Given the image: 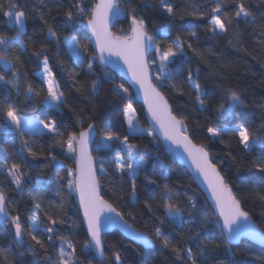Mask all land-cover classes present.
Returning <instances> with one entry per match:
<instances>
[{"label": "trees", "instance_id": "trees-1", "mask_svg": "<svg viewBox=\"0 0 264 264\" xmlns=\"http://www.w3.org/2000/svg\"><path fill=\"white\" fill-rule=\"evenodd\" d=\"M27 13L26 28L20 39L22 44L15 43L9 49V58L18 56L15 67L0 75L6 80L16 79L13 73L18 71L19 88H13L0 82V125L7 123V105L11 104L20 116H36L46 123L55 121L60 136L54 133L25 132L0 130V146L6 149L7 166L13 163L21 165L26 173L24 185L17 190L7 176L6 168H0V188L8 197V212L19 216L24 228L30 221L35 209L34 203H41L38 211L42 228L51 226L48 216L58 221L56 225L55 248L46 249L35 245L27 231L22 237L23 244L18 247L14 228L10 223L0 225V264H53L57 257L61 240L66 238L76 248L77 264H112V254L119 252L123 264H182L176 259L171 247H164L163 242L155 237V229H160L165 237L177 247L191 248L197 254V264L203 258L198 255L197 239L205 241L208 246L207 264H264V248L242 239L236 245L224 242L218 218L205 197L194 183L186 168L177 163L164 149V146L153 135H135L127 131L124 111L127 97L132 100L135 118L142 128H149V122L143 105L137 101L127 83L108 68L99 64L96 53L89 43V37L83 24L90 18V13L73 15L68 20L65 13L73 0H15ZM175 16H168L161 8L159 0H117L121 14L113 25V34L127 39L131 35V16L133 10L137 18H143L147 32L154 37L157 47L164 49L177 36L184 44L185 57H178L169 65L173 79L161 87L157 80L159 59L156 50L149 56L148 63L153 83L168 100L177 117H186L188 132L194 143L205 145L218 171L231 187L241 208L247 212L255 225L264 233V201L260 199V190L264 188V172L255 164L264 159V146L257 145L250 153L243 148L236 136L226 134L220 139L212 140L207 127H232L244 123L252 136L264 138V36H261V25H264V0H226L224 11L230 17L235 16L237 2L255 17L254 24L235 21L229 26L227 34H213L208 21L215 0H170ZM89 9L96 0H85ZM0 35H15V28L10 27L3 11L7 10V0H0ZM193 11L207 13L199 19L190 13ZM183 17V19L181 18ZM223 18V17H222ZM52 28L59 36V43L50 41L48 29ZM192 32L196 36H191ZM66 37H75L80 44V58L75 59L66 46ZM191 43L201 55H196L187 45ZM43 50L48 57L49 67L64 93L66 103L59 109L49 106L45 101L47 88L37 75L41 69L43 55L37 57L35 52ZM192 59L195 60L194 80L206 93L204 99L206 110H199L190 92L185 78L192 71ZM154 61V66L151 65ZM92 63L89 71L88 64ZM197 69L199 70L197 72ZM100 81L95 94L91 92L93 80ZM31 84L33 93H28ZM122 84L127 93H114V85ZM176 84L183 94L171 88ZM240 95L244 104L234 110L238 114L218 120V109L227 107L231 92ZM89 123L96 125V137L92 154L97 165L98 179L102 187V196L113 205L121 215L136 229L147 234L154 245L151 248L134 243L123 237L118 231L103 235L105 255L98 261L94 253L84 251L83 245L88 240L74 193L68 192L69 170L74 169V159L69 158L66 145H61L73 132L78 133ZM106 131L117 133L121 138L129 136V143L136 150L131 156L119 142H112L111 147H99ZM36 153L34 157L28 149ZM4 155V153H1ZM55 156V160L52 157ZM116 157L123 162L136 161L143 157L146 163L142 169L135 170L136 194L132 203V177L121 174L114 166ZM103 166V170H101ZM127 172V169L125 170ZM146 176L155 180L149 184ZM164 185H168L165 189ZM192 197L196 208L189 202ZM63 202L61 209L58 205ZM173 211L179 208L181 226L170 225L165 219L168 205ZM47 213V215H46ZM131 213V215H129ZM159 218V219H158ZM160 220H165L161 224ZM206 226V227H205ZM47 245L46 232L35 233ZM219 244L220 247H216ZM66 251L71 252V249ZM32 249L31 251L29 249ZM33 252L35 255H33Z\"/></svg>", "mask_w": 264, "mask_h": 264}, {"label": "snow or ice", "instance_id": "snow-or-ice-1", "mask_svg": "<svg viewBox=\"0 0 264 264\" xmlns=\"http://www.w3.org/2000/svg\"><path fill=\"white\" fill-rule=\"evenodd\" d=\"M226 0H215V6L212 8L211 19L208 21L210 26V31L213 34H227L229 26L235 21L236 25L239 26L240 23L254 24L255 17L252 13L245 7L243 2H237L235 7V16L230 17L227 12L224 11L223 6ZM161 8L166 12L168 16H175L176 12L170 2V0H159ZM3 8V5H0ZM90 13L91 18L88 20V26L91 28L93 34L96 37V44L100 51V60L107 61L104 53L107 52L109 55H115L123 60L124 64L127 65L128 71L131 73L132 79L140 86L144 93L145 101L148 104V112L151 114L152 120L155 124L159 125V130L162 132L166 140L171 141L174 144L181 145L184 151L191 158L192 163L195 165L196 170L199 174L204 177L207 182L208 187L211 189L212 196L216 202V206L219 209V216L223 218V224L220 225L217 222V226L221 229V236L224 238L225 243H232L237 240L242 232L241 223L248 220V213L243 211L241 208L240 200L237 199L236 195L233 193L231 187L225 182L224 176L221 175L220 171L217 170L216 164L213 163L210 157L209 151L205 145H197L193 142L191 136L188 132V124L185 122L186 117H177L168 100L159 90V87L152 83V80L148 71V63L146 60V54L150 48L154 46V37L149 35L146 28V23L143 18H137L134 14L131 16V36L128 39H120L111 35L108 30V22L111 17H118L121 14V9L117 0H100L92 6L91 9L87 7L85 0H73L69 6V10L65 13L68 20L73 18V15H84ZM191 15L204 19L207 13L193 11ZM3 16L7 18V23L10 27L15 28L14 36L0 35V61H4V69H11L15 67V61L19 60L18 56H13L9 58V49L12 48L13 44L20 43L23 41L20 39L26 28V18L27 13L20 7L15 0H7V10L3 11ZM223 17V18H222ZM183 19V17H181ZM262 31L261 36H264V25L260 26ZM191 36H196L195 32L190 34ZM48 38L50 41L59 43V36L56 31L52 28L48 29ZM71 41L74 54L77 58L80 57L81 53L79 51L80 44L75 37L65 38ZM188 48L196 55H201L193 48L192 44L187 45ZM157 56L159 59L158 64V75L157 80L162 81L163 84L167 83L168 80L173 79V74L169 70V65L173 64L178 57H185L184 44L181 42L180 37L177 36L176 39L167 45L166 48L161 49L156 47ZM34 55L40 57L43 55V78L47 83V95L45 96V101L51 106L59 109L61 104L66 103L64 99V93L60 91L59 85L55 80L51 68L49 67L48 57L44 55L43 50L40 52H35ZM116 67H119L118 61H112ZM92 63L88 64L89 71L92 70ZM18 71L13 73L16 79L6 80L4 75H0V82H4L6 85H11L13 88H19L18 84ZM199 70L197 69V72ZM194 73L189 71L185 78V83L188 85L190 92L194 93V101L199 106V110L205 111V95L206 93L201 88V86L194 80ZM100 81L98 79L93 80L91 84V92L95 94L98 89ZM171 88L175 91L181 92L183 94L182 88H178L176 84H172ZM28 93H33L34 88L31 84L27 87ZM114 93L119 95L121 92L127 93L128 89L122 84L114 85ZM122 99H127V107L124 111V116L126 117L127 126L130 134L135 135H147L149 137L153 136L155 129L144 130L141 129L135 120L134 113L135 109L132 105V100L127 97H121ZM244 101L241 99L240 95L236 92H231L229 96V102L227 107L221 105L218 109L217 119H225L232 115L238 114L234 110L238 109L239 106L243 105ZM6 121L4 125H0V130L5 132L16 131L18 134L23 135L25 128L22 127L21 118L17 115L16 109L11 105H7L6 111ZM28 122H25L27 125ZM43 125L49 133H54L60 136L58 132L55 121L46 123L43 120L38 122ZM14 126V127H13ZM96 130V125L94 123H89L87 128H83L78 133H71L67 136L66 140L61 138V145H66V150L69 158L74 159L75 169L69 170L67 187L68 192L77 193L79 196V205L83 211V220L87 226V234L89 239L83 245L84 251L95 252L99 257H104L105 248L104 241L102 239L103 230L108 227L109 222L115 217L123 219L120 212L117 211L115 207L107 200L103 199L99 192V182L95 174V160L91 155L88 145L92 138L94 131ZM207 133L210 139H220L226 134L234 135L238 138L239 143L243 146L245 150L249 153L257 146H264V138H256L251 135L249 128L244 124L240 123L232 127H207ZM112 142H119L127 150L128 154L131 156L133 151L136 150L135 146L129 143V136L125 135L122 138L112 131H106L104 134V140L99 147L109 148ZM29 152L35 157L36 153L32 151L31 148L28 149ZM0 168H6L7 176L10 178L11 183L15 185L17 190H21L24 185V176L26 173L21 171V165L13 163L11 167L7 166V153L6 149L0 146ZM55 160V156L52 157ZM146 163L143 157H140L138 161L133 163H125L119 157H116L114 161L115 168L121 173L132 177L131 183V194L133 197L132 203H135L136 194V183H135V170L142 169V165ZM260 172H264V159L260 163L254 165ZM127 169V172L125 171ZM103 170V166H101ZM146 180L149 184L156 183L155 180L146 176ZM167 189L168 185H164ZM260 199L264 201V188L260 190ZM189 202L192 208H196V202L192 197H189ZM8 197L5 195L3 188H0V222L10 223L15 232V238L17 246L20 247L23 244L22 237L24 232L27 231L31 236V239L35 242V247L38 245L40 248L46 249L48 246L55 248V238H56V225L57 223H63L64 221H58L53 216H48V220L51 226L47 228H42L40 223V216L37 214L41 210V203H34V213L27 224V228H24L20 222L19 216H13L9 218L8 213ZM59 208H63L64 204L61 202L58 205ZM173 205H168V214L166 216L167 222L179 228L181 226L180 209L176 208L173 211ZM47 215V213H46ZM131 215V213H129ZM159 219V218H158ZM160 223H165V220H160ZM206 227V226H205ZM246 231H249L254 239H260L264 242V233H257L251 231L247 227ZM46 232L47 245L43 240H41L35 233ZM135 236L139 237L140 234L134 233ZM154 235L156 238L163 242L164 247H171L176 259L181 261L182 264H197V254H194L191 248L177 247L172 244V242L163 235L160 229H155ZM199 234L196 238L189 237V239H197V248L199 257L203 258L201 264H207L208 256V246L205 241L198 239ZM64 245L67 249H71V252L66 251ZM216 247H220L219 244ZM32 250L31 248L29 249ZM5 252V249L0 248V253ZM33 255L35 253L33 252ZM53 264H77L76 260V248L75 245L64 238L61 240V246L57 253V257ZM112 264H123L122 258L119 252H114L112 254Z\"/></svg>", "mask_w": 264, "mask_h": 264}, {"label": "water", "instance_id": "water-1", "mask_svg": "<svg viewBox=\"0 0 264 264\" xmlns=\"http://www.w3.org/2000/svg\"><path fill=\"white\" fill-rule=\"evenodd\" d=\"M99 2H100V0H96V3H99ZM90 18H91V16H90ZM116 18L117 17H115V16L111 17L109 22H108V30L111 33V35H113V36H115V35L113 34L112 28H113V25L115 23ZM89 19H87L85 21V23L83 24V29L85 30V32L87 33V35L89 37V43H90L92 49L96 53V57H97L98 63L103 65L104 67L108 68L115 75H117L118 77H121L127 83V85L129 86L132 94L134 95V97L137 99V101H139L143 105L145 115H146V117L148 119V122H149L150 130L155 129V132L153 133V135L164 146L165 151L177 163H179L180 165H182L183 167L186 168L187 172L192 177L194 183L196 184L198 189L201 191V193L205 197L207 203L212 208L214 215L218 218L219 224L222 225L223 224V218L219 216V209L216 206V202H215V200H214V198L212 196L211 189L207 185V182L204 180V177L197 172L195 165L192 163L191 158L184 151L183 147L181 145L174 144L171 141L166 140L164 138L162 132H160V130H159V125L155 124V122L152 120L151 114L148 112V104L145 101L144 93L141 90L140 86L132 79L131 73L128 71L127 65H125L123 60L120 59L119 57H117L115 55H109L107 52L104 53L105 57H107V61H101L100 60V58H99L100 57V51H99V48H98V46L96 44V37L93 34L91 28L88 26V20ZM115 37H117V36H115ZM118 38H120V37H118ZM120 39H123V38H120ZM156 47H157V43L154 40V46L152 48H150L148 50L147 54H146L147 63H148L149 56L156 50ZM112 61H118L119 67H116L113 63H111ZM3 65H4V61H0V67L4 71L9 70V69H4ZM148 71H149V75H150V78H151L152 83H153V79H152V74L150 72L149 63H148ZM96 134H97V131L95 130L93 135H92V138H91V140L89 142V145H88L89 151H90L92 156H93L92 147H93V142H94V139L96 137ZM93 158H94V156H93ZM94 160H95V158H94ZM75 167H76V165H75V161H74V169H75ZM94 168H95V174H96L97 180L99 182L98 174H97L96 161H95V164H94ZM99 192H100L101 197L103 199H105L102 196V187H101L100 182H99ZM74 195H75V199H76V202H77L78 210H79V213H80V216H81V220H82L84 229H85L86 234H87V226H86V223L83 220V211H82V209L80 208V205H79V196L75 192H74ZM112 215H113L114 219L112 221H110L108 227H106L103 230L102 239H103V235L104 234L112 232V231H118L126 239H128V240H130V241H132L134 243H137V244L143 246L144 248L153 247L154 243H153V241L151 240V238L147 234H145L141 230L136 229L135 227H133L132 224L129 223L123 216H122L123 219L121 220L119 217H115V214H112ZM11 217L12 216L9 213V218H11ZM5 224L6 223L0 222L1 226H5ZM246 227L248 229H250L251 231H254V232H257V233H263L255 225V223L253 222L251 217L248 215V220L246 222H242L241 223L242 232H241L240 237L237 240H235L232 243H230V245H236L242 239H244V240H246L248 242H251L254 245H257L259 247H263L264 248V242H262L260 239H254L253 236L250 234V232L245 230ZM134 233H138V234H140V236L137 237V236L134 235ZM14 234H15V232H14ZM87 237H88V234H87ZM88 239H89V237H88ZM93 253H94V255H95V257L97 258L98 261H102L103 260L104 257H99L95 252H93Z\"/></svg>", "mask_w": 264, "mask_h": 264}, {"label": "rangeland", "instance_id": "rangeland-1", "mask_svg": "<svg viewBox=\"0 0 264 264\" xmlns=\"http://www.w3.org/2000/svg\"><path fill=\"white\" fill-rule=\"evenodd\" d=\"M69 38H71V37H69ZM66 46H67V48L69 49V51L71 52V54L73 55V57L75 59H79L80 58V57L77 58L76 55L74 54V50H73V47H72V44H71L70 39L67 40ZM153 62L154 61H151V65L152 66H154V63ZM195 67H196L195 60L192 59V72L193 73H194ZM39 74L42 77L43 81H45V79L43 78V67L40 70ZM45 84L47 86L46 81H45ZM134 117H135V113H134ZM20 118H21L22 127L25 128V132H35V133L49 132L46 128L43 127V125H41V124L38 123L40 121V119L38 117H36V116H20ZM135 120H136V118H135ZM25 122H28L27 125H25ZM125 122H126L127 131H128V133H130L129 130H128V126H127L126 117H125ZM140 128L141 129H144V130H150L149 128H142V127H140ZM127 163H131V162L129 161Z\"/></svg>", "mask_w": 264, "mask_h": 264}, {"label": "crops", "instance_id": "crops-1", "mask_svg": "<svg viewBox=\"0 0 264 264\" xmlns=\"http://www.w3.org/2000/svg\"><path fill=\"white\" fill-rule=\"evenodd\" d=\"M43 62V61H42ZM42 67H43V63H41V69H42ZM40 69V70H41ZM40 70L37 72V75L42 79V77L40 76V74H39V72H40ZM43 80V79H42ZM44 83H45V81H44ZM46 85V84H45ZM46 88H47V86H46ZM50 106V105H49Z\"/></svg>", "mask_w": 264, "mask_h": 264}, {"label": "built area", "instance_id": "built-area-1", "mask_svg": "<svg viewBox=\"0 0 264 264\" xmlns=\"http://www.w3.org/2000/svg\"><path fill=\"white\" fill-rule=\"evenodd\" d=\"M0 155H2V154H0Z\"/></svg>", "mask_w": 264, "mask_h": 264}]
</instances>
